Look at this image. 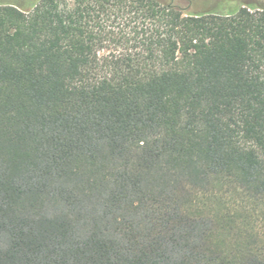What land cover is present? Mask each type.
Segmentation results:
<instances>
[{
  "label": "trees",
  "instance_id": "16d2710c",
  "mask_svg": "<svg viewBox=\"0 0 264 264\" xmlns=\"http://www.w3.org/2000/svg\"><path fill=\"white\" fill-rule=\"evenodd\" d=\"M205 4L0 0V264H264V6Z\"/></svg>",
  "mask_w": 264,
  "mask_h": 264
},
{
  "label": "rangeland",
  "instance_id": "374dc122",
  "mask_svg": "<svg viewBox=\"0 0 264 264\" xmlns=\"http://www.w3.org/2000/svg\"><path fill=\"white\" fill-rule=\"evenodd\" d=\"M193 1H194L195 6L192 11L202 8L203 5H206L205 3H209V5L219 10L221 8H224V4L226 1H228L231 5H234V6H238L240 4H248V3H254V4L264 6V0H207L204 4H203V1L205 0H193Z\"/></svg>",
  "mask_w": 264,
  "mask_h": 264
}]
</instances>
